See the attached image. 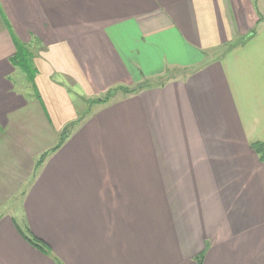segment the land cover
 I'll return each mask as SVG.
<instances>
[{"label":"crops","instance_id":"1","mask_svg":"<svg viewBox=\"0 0 264 264\" xmlns=\"http://www.w3.org/2000/svg\"><path fill=\"white\" fill-rule=\"evenodd\" d=\"M247 1L0 0V264H264Z\"/></svg>","mask_w":264,"mask_h":264},{"label":"trees","instance_id":"2","mask_svg":"<svg viewBox=\"0 0 264 264\" xmlns=\"http://www.w3.org/2000/svg\"><path fill=\"white\" fill-rule=\"evenodd\" d=\"M8 28H9V26H8ZM9 31H10V34H11V37L14 41V46H15V51L12 55V63H14V65L18 66L22 71H24L26 76L31 80L34 73H35L34 66L32 65V52H31L30 48L25 43L19 41L15 37V35L13 34V32L11 31L10 28H9ZM142 85L143 84L137 85V88H140ZM119 88H120L119 86L113 87V89L111 91H108L107 95L111 96ZM121 90L131 92L134 90V88L129 89V88L122 87ZM107 97L105 99H107ZM74 122L75 121L70 122L68 125H66L61 130L59 139H58L57 143L52 147V150H55L56 148L59 147V145L62 143V141L66 138V136L70 132V129H71L72 125L74 124ZM251 148L259 154L260 161H264V141L258 140V141L252 142ZM44 156H45V154L41 155V160L43 159ZM39 161H40V158L37 160L36 163H38ZM24 236L27 238L28 241H30L38 249H40L44 252L50 253L49 247L40 238L33 236V235H27V234H24ZM57 260H58V261H56L57 264H63L59 259H57Z\"/></svg>","mask_w":264,"mask_h":264},{"label":"rangeland","instance_id":"3","mask_svg":"<svg viewBox=\"0 0 264 264\" xmlns=\"http://www.w3.org/2000/svg\"><path fill=\"white\" fill-rule=\"evenodd\" d=\"M243 10H245V11H243ZM243 10L239 13H240V16L243 17L244 22H246L247 20L254 22L256 19V17H255L256 15L259 17L260 16L264 17V0H260V1L256 0L253 2L247 1L246 3H244V9ZM249 14H251L252 17ZM248 15H249V17H247ZM251 31H253V30H251ZM249 33L250 32L248 31L247 33H244L242 36H240V37L238 36L237 39L240 40L242 38H245L246 36L249 35ZM20 83L24 84V83H26V81L23 80V81H20ZM109 97H110V95L107 98H109ZM96 98H97L96 95H92L89 106L93 105V103H91V102H97Z\"/></svg>","mask_w":264,"mask_h":264}]
</instances>
